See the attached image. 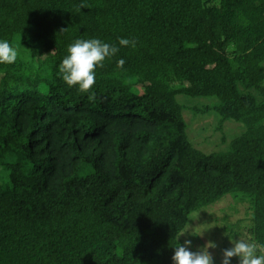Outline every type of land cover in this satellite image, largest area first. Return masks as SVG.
<instances>
[{
    "label": "trees",
    "instance_id": "16d2710c",
    "mask_svg": "<svg viewBox=\"0 0 264 264\" xmlns=\"http://www.w3.org/2000/svg\"><path fill=\"white\" fill-rule=\"evenodd\" d=\"M92 38L119 48L95 101L58 71ZM0 40L18 51L0 63V264H173L189 216L229 193L248 199L224 238L264 246V0H0ZM178 95L245 129L200 150Z\"/></svg>",
    "mask_w": 264,
    "mask_h": 264
},
{
    "label": "rangeland",
    "instance_id": "374dc122",
    "mask_svg": "<svg viewBox=\"0 0 264 264\" xmlns=\"http://www.w3.org/2000/svg\"><path fill=\"white\" fill-rule=\"evenodd\" d=\"M177 100L183 105L182 113L188 124L187 133L189 140L195 147L204 152L225 150L229 140L240 135L245 129L241 122L232 119H226L219 125V116L212 108L204 111L205 113L202 111H192V107L195 106L198 108L204 105L212 107L213 102L216 101L215 97L178 95ZM6 179V171L0 169V182ZM245 199L247 200L248 197L239 193L232 196V193H229L210 205V207L193 212L179 235L184 232L186 233L179 236V238L183 241L190 239L192 251L199 250L207 241H213L216 247L208 251L212 253L213 264H221L222 250L232 246L229 239H241L252 242L249 235L246 238H244L245 236H237L236 238L228 236L227 239L224 238L233 232L234 228H232L231 224L233 223V219L245 217ZM206 209L211 212H207ZM231 216L233 217L231 218ZM241 224L244 226L243 223ZM202 232L203 234L199 235ZM231 264H239V258H231Z\"/></svg>",
    "mask_w": 264,
    "mask_h": 264
},
{
    "label": "clouds",
    "instance_id": "9594fccd",
    "mask_svg": "<svg viewBox=\"0 0 264 264\" xmlns=\"http://www.w3.org/2000/svg\"><path fill=\"white\" fill-rule=\"evenodd\" d=\"M136 40L120 38V46L135 48ZM119 51L115 45L105 43L99 39H77L67 48V55L59 65V74L62 80L69 86H78L81 92L89 93V101H95L96 94L91 91L96 82V68L103 67L106 58L114 56ZM18 57V51L7 40H0V63L13 64ZM125 61H117L118 67H123ZM181 233L179 236L184 235ZM200 233L199 235H202ZM179 236L176 238L178 240ZM231 247L222 250L221 264H231V258L238 257L239 264H264V255H258V251H264V246L255 242L241 239H229ZM191 240L185 239L182 244L176 243L171 259L173 264H213L212 253L216 244L207 241L197 251L191 250Z\"/></svg>",
    "mask_w": 264,
    "mask_h": 264
}]
</instances>
